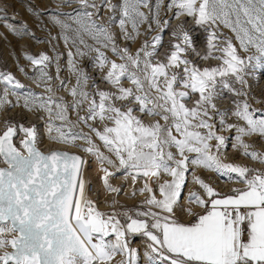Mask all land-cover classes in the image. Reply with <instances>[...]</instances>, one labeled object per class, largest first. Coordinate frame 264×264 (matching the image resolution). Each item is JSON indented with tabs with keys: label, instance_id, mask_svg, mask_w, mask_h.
Returning a JSON list of instances; mask_svg holds the SVG:
<instances>
[{
	"label": "snow or ice",
	"instance_id": "snow-or-ice-1",
	"mask_svg": "<svg viewBox=\"0 0 264 264\" xmlns=\"http://www.w3.org/2000/svg\"><path fill=\"white\" fill-rule=\"evenodd\" d=\"M64 2L78 7L70 12L53 10L51 19L61 27L65 44L69 37L64 30L76 34L71 41L75 52H67L75 83L69 87L60 78V53L26 54L39 73L32 78L43 84L47 95L27 91L23 107L47 113L50 139L76 144L94 155L109 192L121 191L109 182L121 169L127 170L133 184L143 179V187H134L132 195L148 193L141 202L147 209L134 215L99 210L87 196L86 161L81 156L62 150L42 152L34 124L8 120L0 133V157L6 165L0 167V264H137L138 249L130 247L134 234L146 238V264H264V170L221 158L229 140L222 133L234 132L232 147L264 163V152L244 139L253 134L264 138V115H256L264 110L251 107L245 90L248 70L264 69V0ZM2 12L6 6L0 8ZM168 12L173 15L167 17ZM117 13L123 40L135 42L142 34L141 25L147 26L146 38L134 52L127 45L121 47L111 30ZM60 16H68L75 27ZM173 19L180 23L172 29L174 40L161 58L157 53ZM187 20L207 33L203 55L185 27ZM7 26L17 35L29 32L27 24L20 29ZM221 26L234 34L239 47ZM191 56L220 63L200 66ZM76 57L89 58L98 79L111 87L100 88L97 77ZM51 64L56 66L55 78L47 71ZM19 70L25 72L22 66ZM54 79L67 89L71 102L55 94ZM0 84V108L19 104L17 90L27 86L8 71H0ZM10 93L17 97L15 102ZM226 93L233 97L231 110L217 104ZM56 120L61 123L56 125ZM20 132L24 136L18 148L13 139ZM94 137L109 154L101 151ZM197 167L245 186L222 193L195 175ZM190 172L198 188L185 197ZM183 216L191 219L185 222ZM110 236L114 239H106ZM118 255L121 259L116 261Z\"/></svg>",
	"mask_w": 264,
	"mask_h": 264
},
{
	"label": "rangeland",
	"instance_id": "rangeland-1",
	"mask_svg": "<svg viewBox=\"0 0 264 264\" xmlns=\"http://www.w3.org/2000/svg\"><path fill=\"white\" fill-rule=\"evenodd\" d=\"M117 2V0H114ZM167 2V0H166ZM6 6V12L0 13V16H7L9 17L8 21L5 22L4 20H0V71H8L11 72L16 79H18L22 84L26 85L25 89H18L17 91L21 94L20 96V103L15 104V106L5 105L3 108H0V133H2L6 128V121L11 120L14 123H22L24 126H32L33 124L36 126L38 138H37V147L43 151H47L52 148H61L67 150H74V151H81L82 154L86 155L82 158L86 161L84 165V179L87 182L93 181L99 186L98 193L100 195L99 200L96 202V206L99 210L104 212H111L112 210L117 211L118 213H123L125 211L129 212L130 214H135L136 210H146L147 206L142 205V201L148 196V193H137L133 196L127 193L125 196V190L127 185V181L123 179L124 176L127 175V170L121 169L116 172L115 176L110 177L109 182L115 188H120L121 191L119 193L109 192L101 179L103 173L101 171V166L97 161L94 155L84 152L81 148L77 147L76 144L71 143H62L59 141H54L49 138L47 132V113L44 111L36 112L35 110L29 111L23 107V94L29 90H32L36 93H42L45 96L47 95L46 90L38 80L33 79V76H38L39 73L34 70V66L31 64L30 61L26 59V54L31 55H39L41 52L47 53L51 57H55L56 53H60V60L59 64L61 67V71L59 76L61 79H65L68 82L69 87L75 83V78L73 74L69 71L67 64V52L71 49L75 52V47L72 44V39L76 38V34L71 29L64 30V34L69 37V42L65 44L64 38L61 35L62 29L59 25L54 24L51 19V15L55 14L53 10L59 9L62 12H70L73 9L78 7L77 3H65L64 0H0V8ZM29 7L33 9V11H29ZM49 11H44V10ZM36 10H40L42 14L36 15ZM147 11V9H145ZM162 17L165 15L164 12H161ZM173 15L172 12L167 13V17H171ZM14 17V19H13ZM60 19L73 24V28L75 24L68 16H60ZM106 20V16L104 17ZM180 19H185L181 17ZM119 20V13H117V18L111 25V30L116 34L117 43L123 46H129L131 51H135L141 44V42L146 38L143 33L146 29V25H141V36L133 43H130L126 40L121 38V33L118 26ZM180 23V20L173 19L171 20L170 27L165 31L163 34V44L157 53L158 56L163 58L164 53L169 50L171 42L174 40V37L171 35V31L173 28ZM7 24H11L14 28L20 29L23 24H27L29 32L17 35L10 28ZM129 30H131V26L129 25ZM185 27L189 30L190 34L193 36V42L197 48V50L203 55L206 51V38L207 33L199 27H195L191 20H187ZM221 31L227 37H232V42L239 47V41L235 40L234 34L228 29L221 26ZM156 32L151 33L147 38H151L152 35H155ZM55 37V39H53ZM85 39L88 43H94L91 38L85 36ZM109 56H111V52L109 51ZM94 55V53H93ZM241 55H247V53L241 52ZM113 59H117L116 57H112ZM197 64L200 66H208V65H215L219 64L220 61L218 60H202L198 57L191 56ZM78 64L84 68H86L89 73L93 77H97V84L100 88H110L111 86L100 81L98 79V73L94 71L91 67V60L87 57L80 58L76 57ZM25 69V72H21L19 69L20 67ZM48 73L52 75L54 78L56 76V66L55 64L49 65L47 69ZM251 74L246 77L248 81V85L246 86L245 90L249 93L248 99L251 103V107L253 109H260L264 110V69H249L248 70ZM27 73V74H25ZM125 84L129 82L127 80L123 81ZM55 94L57 96L63 97L65 101L71 102V96L68 94L66 88H62L59 86V80L54 79L52 82ZM238 86V85H237ZM91 81L89 82V89H91ZM239 87V86H238ZM3 85L0 84V91H2ZM9 99L13 102L16 101L17 97L10 93ZM195 99V97H194ZM233 97L230 94H225L222 99L217 100L218 107L222 110H231L233 105L231 103ZM189 106H191V102L189 101ZM139 114V113H137ZM256 115H264V111L257 112ZM73 121H75L76 116L75 113H71L70 117ZM152 117H145V120H151ZM231 120H235V117H231ZM56 125H59L61 122L56 120L54 121ZM78 127H83V125H79ZM84 131H87L84 128ZM56 133L53 132V135ZM222 134L229 137L228 140V147L222 150L221 154H231L236 152L235 147H232V144L235 142V134L234 132H223ZM24 134L22 132L18 133L16 137H14L13 141L20 147V140L23 138ZM245 141L252 145V147L258 151L264 152V138H261L258 134H253L251 136L244 137ZM95 142L101 148V151H104L105 154H109L107 150L103 147L102 142H100L97 138L94 137ZM77 144H83V141H77ZM214 143V142H213ZM23 151V149H21ZM193 155V154H189ZM247 159L250 157L246 156ZM232 159V158H231ZM230 159V160H231ZM241 159V158H240ZM224 160V159H223ZM230 160H224L225 162H229ZM237 160V158H236ZM232 161V160H231ZM1 164H3L2 159L0 158ZM231 163V162H230ZM107 166V165H106ZM111 170V166H107ZM97 171L98 174H95L91 177L89 171ZM205 170V171H204ZM203 172V174H201ZM207 172V173H205ZM209 173V174H208ZM195 175H199L202 178L211 183L216 189L217 185L216 182L221 180H229L224 176L218 175L212 170H206L204 168L197 167L195 169ZM204 175V176H203ZM130 176V175H128ZM209 177V178H208ZM208 178V179H207ZM187 186L184 189L183 195L186 197L189 190L197 189L198 186L195 185L192 181V173L190 172L187 177ZM191 181V182H190ZM188 188V190H187ZM238 188V187H233ZM230 191V190H229ZM228 191V192H229ZM221 192V191H220ZM98 194V196H99ZM158 195V193H157ZM104 200L101 201V200ZM101 201V202H99ZM106 203V204H105ZM114 203V204H113ZM105 204V205H103ZM197 211L199 209H196ZM121 220L123 221V215H121ZM191 217L183 216L181 217L182 220H187ZM189 219V220H190ZM111 237V236H110ZM107 237V239H110ZM141 238H146L142 234H134L130 237V247L138 249V261L137 264H146V258L144 256L145 248L136 247V242H138ZM141 254V255H140ZM143 255V256H142ZM143 257V258H142ZM116 261H119L121 257L118 255ZM144 259V260H143Z\"/></svg>",
	"mask_w": 264,
	"mask_h": 264
},
{
	"label": "bare ground",
	"instance_id": "bare-ground-1",
	"mask_svg": "<svg viewBox=\"0 0 264 264\" xmlns=\"http://www.w3.org/2000/svg\"><path fill=\"white\" fill-rule=\"evenodd\" d=\"M14 142V141H13ZM18 147V146H17ZM235 149H236V152H233V153H231V154H221V158L222 159H224V160H230L231 158V160L229 161V162H231V163H235V164H239V165H246V166H249V167H251V168H256V169H262V170H264V163H260L259 161H257V160H254V159H251V158H249V159H247V157H246V155H244L243 154V152H242V150L241 149H239V148H237V147H235ZM77 151V150H76ZM77 152H79L81 155H83V156H86V155H84V154H82V152L79 150V151H77ZM1 158V157H0ZM236 158H237V160H236ZM241 158V159H240ZM225 162V161H224ZM197 169V168H196ZM207 170V169H206ZM84 171H85V168H84V166H83V177L85 176V174H84ZM205 171V170H204ZM90 172V174H91V177L94 175V177H95V174H98L97 173V171L95 170H93V171H89ZM205 173H207V172H205ZM201 174H203V172L201 173ZM209 174V173H208ZM204 176V175H203ZM209 178V177H208ZM207 178V179H208ZM123 179H125L126 181H127V187H126V190H125V196H127V193H129V194H131V196H133L132 195V192H133V188L135 187L136 189H139V188H141V187H143V184H144V181H143V179H138L136 182H135V184H133V181H132V179H131V176H128V175H126V176H124L123 177ZM203 179H204V177H203ZM191 182V181H190ZM216 185H217V188H218V190L219 191H221L222 193H227L229 190H231V189H233V187H238V188H243L245 185L244 184H242V183H240L238 180H235V179H233V180H221V179H219L217 182H216ZM99 187V186H98ZM100 188V187H99ZM101 189V188H100ZM187 190H188V188H187ZM100 191V190H99ZM137 193H140L139 191H137L136 192V194ZM140 194H142V193H140ZM186 194H187V192H186ZM100 195H101V193L99 194V197H100ZM98 200H99V198H98ZM101 201H103L104 202V200L102 199ZM101 201H99V202H101ZM106 204V203H105ZM105 204H103V205H105ZM114 204V203H113ZM190 218H188L187 220H189ZM110 239H114V236H111L110 237ZM136 247H138V248H140V247H142L143 249L145 248V239L144 238H141L138 242H136ZM141 255V254H140ZM143 256V255H142ZM143 258V257H142ZM144 259H146V258H144ZM143 259V260H144ZM137 262H139V261H137Z\"/></svg>",
	"mask_w": 264,
	"mask_h": 264
},
{
	"label": "built area",
	"instance_id": "built-area-1",
	"mask_svg": "<svg viewBox=\"0 0 264 264\" xmlns=\"http://www.w3.org/2000/svg\"><path fill=\"white\" fill-rule=\"evenodd\" d=\"M98 190H99V188L95 182H93V181L88 182V185L86 187V193H87L88 198L93 200L95 202V204H96L98 197H99L98 196V194H99Z\"/></svg>",
	"mask_w": 264,
	"mask_h": 264
},
{
	"label": "water",
	"instance_id": "water-1",
	"mask_svg": "<svg viewBox=\"0 0 264 264\" xmlns=\"http://www.w3.org/2000/svg\"><path fill=\"white\" fill-rule=\"evenodd\" d=\"M40 149V148H39ZM51 150H62V151H67V152H69L70 154H77V155H79V156H81L82 157V155L79 153V152H77V151H74V150H67V149H61V148H52V149H49V150H47V151H43V150H41L40 149V151H42V152H45V153H47V152H49V151H51ZM1 159H2V161H3V158L1 157ZM6 165L4 164V162H3V164H1V162H0V167H5ZM10 250V249H9Z\"/></svg>",
	"mask_w": 264,
	"mask_h": 264
},
{
	"label": "crops",
	"instance_id": "crops-1",
	"mask_svg": "<svg viewBox=\"0 0 264 264\" xmlns=\"http://www.w3.org/2000/svg\"><path fill=\"white\" fill-rule=\"evenodd\" d=\"M228 193V192H227ZM188 220H185V222H187ZM107 239V238H106Z\"/></svg>",
	"mask_w": 264,
	"mask_h": 264
}]
</instances>
